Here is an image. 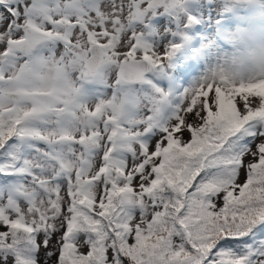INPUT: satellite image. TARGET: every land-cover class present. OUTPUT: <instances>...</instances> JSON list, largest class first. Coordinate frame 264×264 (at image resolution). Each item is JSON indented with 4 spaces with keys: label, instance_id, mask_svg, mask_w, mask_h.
Returning a JSON list of instances; mask_svg holds the SVG:
<instances>
[{
    "label": "snow or ice",
    "instance_id": "1",
    "mask_svg": "<svg viewBox=\"0 0 264 264\" xmlns=\"http://www.w3.org/2000/svg\"><path fill=\"white\" fill-rule=\"evenodd\" d=\"M163 16L198 22L187 0H0V264H264V79L206 78L160 126L139 88L179 48L149 40Z\"/></svg>",
    "mask_w": 264,
    "mask_h": 264
},
{
    "label": "rangeland",
    "instance_id": "2",
    "mask_svg": "<svg viewBox=\"0 0 264 264\" xmlns=\"http://www.w3.org/2000/svg\"><path fill=\"white\" fill-rule=\"evenodd\" d=\"M187 3L190 13L198 21L191 25V30L190 25L178 29L167 16L152 21L151 43L156 46L163 43L165 47L179 45L165 68H157L160 73L149 76L152 84L139 88L141 95L147 101L155 102L159 108L155 122L160 126L176 114L185 93L206 78L223 77L235 85L264 79V0H245L238 8L233 6V0H187ZM161 26L169 29L163 37L156 34ZM194 28L196 33L192 32ZM179 33L192 40L189 48L184 47ZM89 87L85 88L88 94L94 98L103 97L107 94L108 81L97 91ZM213 94L210 92L209 96ZM236 100L237 107L242 108L240 97L237 96ZM138 118H144L142 110H138ZM252 127L264 128V122H257ZM158 130L154 128L150 135H155ZM189 135V132L183 131L182 139H187ZM243 139H247V136ZM253 140L254 137L247 144H242L241 148L251 146ZM243 179L240 177L241 182Z\"/></svg>",
    "mask_w": 264,
    "mask_h": 264
},
{
    "label": "trees",
    "instance_id": "3",
    "mask_svg": "<svg viewBox=\"0 0 264 264\" xmlns=\"http://www.w3.org/2000/svg\"><path fill=\"white\" fill-rule=\"evenodd\" d=\"M245 0H233V2H234V4H233V6L235 7V8H238L239 7V5H241V3H243ZM191 29V28H190ZM193 31V30H192ZM182 37H183V39L186 41V42H188V43H190V39H188V38H185V36L182 34ZM161 69H163V67L161 68ZM157 70V68H155L154 69V71H156ZM160 70V69H159ZM147 81H149V83H147V84H144L143 86H140L141 88H143V87H145V86H150L151 84H152V82H151V80H147ZM101 83L102 84H105L104 83V80H102L101 81ZM101 83L99 82V81H97V82H95V83H92V84H89L90 85V89L91 90H93V91H97V90H99L101 87H103V85L101 86ZM107 83V82H106ZM154 85V84H153ZM88 86V85H87ZM87 86H86V88H87ZM85 91L87 92V90L85 89ZM245 136H247V132H246V135ZM242 139H243V137H242ZM259 227H264V225H261V226H259ZM249 242H251V241H249Z\"/></svg>",
    "mask_w": 264,
    "mask_h": 264
},
{
    "label": "clouds",
    "instance_id": "4",
    "mask_svg": "<svg viewBox=\"0 0 264 264\" xmlns=\"http://www.w3.org/2000/svg\"><path fill=\"white\" fill-rule=\"evenodd\" d=\"M257 52L259 53V49H257Z\"/></svg>",
    "mask_w": 264,
    "mask_h": 264
},
{
    "label": "bare ground",
    "instance_id": "5",
    "mask_svg": "<svg viewBox=\"0 0 264 264\" xmlns=\"http://www.w3.org/2000/svg\"><path fill=\"white\" fill-rule=\"evenodd\" d=\"M227 59H229V58H227Z\"/></svg>",
    "mask_w": 264,
    "mask_h": 264
},
{
    "label": "water",
    "instance_id": "6",
    "mask_svg": "<svg viewBox=\"0 0 264 264\" xmlns=\"http://www.w3.org/2000/svg\"><path fill=\"white\" fill-rule=\"evenodd\" d=\"M146 74H147V73H146ZM146 74H145V75H146Z\"/></svg>",
    "mask_w": 264,
    "mask_h": 264
}]
</instances>
